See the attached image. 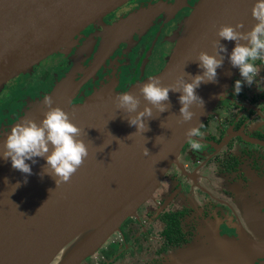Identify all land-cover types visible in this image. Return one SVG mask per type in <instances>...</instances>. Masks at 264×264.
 <instances>
[{
    "label": "water",
    "instance_id": "water-1",
    "mask_svg": "<svg viewBox=\"0 0 264 264\" xmlns=\"http://www.w3.org/2000/svg\"><path fill=\"white\" fill-rule=\"evenodd\" d=\"M130 1L0 0V90ZM255 2L197 0L164 68L125 91L103 90L72 103L71 89L65 88L62 100L53 106L68 112L83 129L81 138L88 145L89 156L71 180L58 187L43 172L46 158L37 157L34 164L27 161L32 167V174L27 175L12 167L11 158L0 156V264H48L75 233L110 211L59 263L83 264L154 197L169 169L179 164L188 143L187 129L206 121L239 74L229 59L236 42L221 39L228 49L223 66L217 69V82L202 83L196 89L204 108L193 105L196 115L190 122H178L181 93L170 92L171 108L162 113L153 109V118L146 121L150 130L129 137L137 128L125 117L135 113L118 109L116 96L124 92L140 95V86L154 78L168 85L182 74L186 80L191 79L186 73L201 74L204 70L195 61L199 53H214L213 42L219 39L217 31L223 25L243 22V30H250L257 23L252 16ZM146 103L141 96L140 109ZM47 110L18 123L27 119L40 122ZM10 131L0 136V154ZM144 147L150 155L143 154ZM251 227L253 236L241 233L240 239L206 231V237L180 253L182 264H220V257L228 258L223 264H264V224L253 222Z\"/></svg>",
    "mask_w": 264,
    "mask_h": 264
},
{
    "label": "flooded vegetation",
    "instance_id": "flooded-vegetation-1",
    "mask_svg": "<svg viewBox=\"0 0 264 264\" xmlns=\"http://www.w3.org/2000/svg\"><path fill=\"white\" fill-rule=\"evenodd\" d=\"M196 3L128 2L34 67L41 69L19 89V97L26 95L30 86L36 92L38 76L55 70L48 79L50 90L72 77V103L93 96L106 85L105 90L119 93L156 75L176 47L179 20L187 18ZM257 66L260 72L254 83H245L242 91L234 94L235 81L242 79L238 74L203 123L202 149L193 151L187 143L179 164L169 169L154 197L83 264H182L180 253L207 236L206 231L217 230L234 239H240L241 233L253 236L251 223L264 219L249 218L241 207L244 200L253 199L263 205L259 210L264 213V60ZM6 90L0 92V110L6 117L15 115L11 113L15 103L22 113L33 99L31 96L25 103L26 98L20 100ZM33 96L41 95L36 92ZM254 212L258 214V210ZM171 219L180 222V245L168 242L165 232Z\"/></svg>",
    "mask_w": 264,
    "mask_h": 264
},
{
    "label": "clouds",
    "instance_id": "clouds-1",
    "mask_svg": "<svg viewBox=\"0 0 264 264\" xmlns=\"http://www.w3.org/2000/svg\"><path fill=\"white\" fill-rule=\"evenodd\" d=\"M252 16L257 23L250 30H243V22L219 28V39L213 42L214 53L202 51L195 60L204 70L201 74L192 76L184 71L191 77L190 80H186L182 74L174 84L168 85L154 78L140 86V95L131 92L118 94L115 98L117 108L129 114L135 113L125 117L130 125L137 128L129 137L150 130L146 121L153 118V109L162 113L171 108L170 92L181 93L179 102L182 106L178 122L183 124L192 121L196 115L193 105L204 108L203 98L197 94L196 89L202 83L217 82V69L223 66V54L227 53L228 49L220 42L221 39L236 42L229 59L233 67H238L242 79L235 81L234 94H239L245 83L251 86L260 72L256 61L264 60V0H256ZM141 96L147 102L143 109H140ZM44 104L48 110L42 121L27 119L14 126L3 142L0 156L5 160L11 158L12 167L27 175L32 174V167L27 161L31 160L34 164L35 158H46L43 172L51 175L58 187L61 183L69 182L84 164L85 158L89 156V148L81 138L83 129L70 119L68 112L59 106H53L51 97H46ZM202 127V123L192 126L185 133L193 151L202 149L203 145L199 139L203 136ZM143 154L150 155L149 149L144 147Z\"/></svg>",
    "mask_w": 264,
    "mask_h": 264
},
{
    "label": "rangeland",
    "instance_id": "rangeland-1",
    "mask_svg": "<svg viewBox=\"0 0 264 264\" xmlns=\"http://www.w3.org/2000/svg\"><path fill=\"white\" fill-rule=\"evenodd\" d=\"M185 19H186L185 17L184 18L182 17L179 20V22H180L179 29L181 28V25L184 23ZM176 36H179V31L176 33ZM129 56H130V52H127L126 57H125L124 60L127 61ZM46 64L49 65L50 64V60L48 62H46L45 65ZM40 69H41V67L37 68V69L33 68L31 71H29L27 73H24L25 76H23V78L15 80V81H13L11 83H8L6 85V87H3L0 90V92H2L3 90H5L7 88L6 91L10 92L11 96L19 97V95L21 94L20 93L21 91H19V89H21L29 80H31L32 75L33 76L37 75ZM56 71L57 70H55V72ZM55 72L50 73V74L49 73H42V74H40L38 76V80H40V78H41V80H40V82L37 85L36 92H38V94L40 93L41 96H33L34 93H36V92L31 91L33 89V86H30L27 89L29 92H26V95L23 94V95H21L19 97L20 100L26 98L25 103L28 101L29 98H31V96L33 97V99L30 100V102L28 104L29 106L25 107L24 110H22V113L16 107V103L13 105V109L11 111V113H13L15 115H13L11 117H6V114L2 113L1 112L2 110H0V136L2 135V133H6V132L10 131L15 124H17L18 122L21 121V119L30 118L33 115H36L39 111H43L44 109H46L47 107L44 104V100H45L46 97H51L52 100H53V104H58L62 100L63 92L65 93V88L67 86L69 88H71V90L74 89L73 79H72V77H69V78L63 79L61 82H58L57 83L58 85H55V88L53 90H50L49 85H48V79H49V77L54 75ZM56 77H57V75H56ZM107 87H108V85H106L103 88L98 89L96 91L99 93L100 91H103V90L107 89ZM4 95L5 94L2 95L3 98H4ZM4 104H2V105H4ZM2 108H4V106L1 107V109ZM4 124H7L8 126L6 128L2 129ZM1 129H2V131H1ZM3 131H5V132H3ZM244 204L245 203L242 204L241 210L243 209ZM144 208H142L141 211H143ZM117 237L119 239V235L118 234H117Z\"/></svg>",
    "mask_w": 264,
    "mask_h": 264
},
{
    "label": "bare ground",
    "instance_id": "bare-ground-1",
    "mask_svg": "<svg viewBox=\"0 0 264 264\" xmlns=\"http://www.w3.org/2000/svg\"><path fill=\"white\" fill-rule=\"evenodd\" d=\"M110 211L105 212L103 215L97 217L95 220L84 226L77 233H75L56 253L54 257L50 259L48 264H59L65 255L73 250L82 240H84L99 224L102 220L107 216ZM217 262L220 264L225 263L228 258L220 257L217 258Z\"/></svg>",
    "mask_w": 264,
    "mask_h": 264
},
{
    "label": "trees",
    "instance_id": "trees-1",
    "mask_svg": "<svg viewBox=\"0 0 264 264\" xmlns=\"http://www.w3.org/2000/svg\"><path fill=\"white\" fill-rule=\"evenodd\" d=\"M262 60L256 61V64L258 65ZM172 220V219H171ZM169 221V220H168ZM179 220H172L171 222L169 221L168 228L166 229V235L168 238V242L171 243L172 245H180L182 242V234L179 230Z\"/></svg>",
    "mask_w": 264,
    "mask_h": 264
},
{
    "label": "crops",
    "instance_id": "crops-1",
    "mask_svg": "<svg viewBox=\"0 0 264 264\" xmlns=\"http://www.w3.org/2000/svg\"><path fill=\"white\" fill-rule=\"evenodd\" d=\"M244 203L245 204H244L243 209H244V212H246V214H245L246 216H248L251 219H264V213H260V210H259V209L263 208V205L259 204L258 202H256L253 199L244 200ZM254 210H258V214H256L254 212ZM255 215H256V217H255ZM252 223H251V225H252ZM261 223L264 224V221H262Z\"/></svg>",
    "mask_w": 264,
    "mask_h": 264
}]
</instances>
